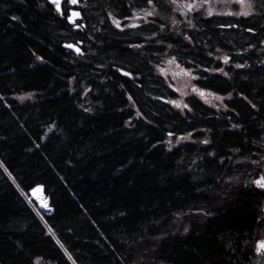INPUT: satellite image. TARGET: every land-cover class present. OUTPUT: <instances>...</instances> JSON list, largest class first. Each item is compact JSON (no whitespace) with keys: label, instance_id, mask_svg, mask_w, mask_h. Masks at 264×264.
<instances>
[{"label":"trees","instance_id":"16d2710c","mask_svg":"<svg viewBox=\"0 0 264 264\" xmlns=\"http://www.w3.org/2000/svg\"><path fill=\"white\" fill-rule=\"evenodd\" d=\"M249 1L247 17L133 27L147 0H0V264H264V0ZM38 186L49 213L25 199Z\"/></svg>","mask_w":264,"mask_h":264},{"label":"rangeland","instance_id":"374dc122","mask_svg":"<svg viewBox=\"0 0 264 264\" xmlns=\"http://www.w3.org/2000/svg\"><path fill=\"white\" fill-rule=\"evenodd\" d=\"M165 0L164 4L160 2L161 5H164L166 11L160 10V6L157 5H149L150 10L143 11L142 13H138L133 16L129 20V26L138 27L140 25L139 21L150 22L151 19H160L165 21L173 26L181 25L184 20H187V16H189L192 12H199L202 13L203 16H233V17H247L250 16L253 12L252 4L249 0ZM56 6V5H54ZM191 6V7H189ZM162 7V6H161ZM150 13V14H149ZM166 79L169 82L173 83L174 88L176 89L177 93L183 98L185 96L192 95L195 93L194 86H193V77L188 71H184L178 68L172 61H168L167 69L164 72ZM89 93V88L84 89V94ZM181 98V100H182ZM207 103L211 105H220L222 99L205 95L204 99ZM181 103L176 104L175 106ZM189 141L188 137L184 139L177 140L176 143H184ZM240 175L232 176L227 179L228 184H236L240 181ZM264 179L259 177L257 180ZM254 181V185L257 184ZM33 200L37 206L40 208L39 203H44V201L39 202L37 199L33 198L30 194L29 202ZM49 201H48V208L42 213H49ZM181 219L178 218L175 220L176 227L173 229V232L181 231L185 232L187 230V226L181 227L180 226ZM170 233L167 232L166 235ZM261 245V242H258ZM257 243V248H258ZM259 245V247H260ZM264 251V248H261ZM36 264H51L45 261H38Z\"/></svg>","mask_w":264,"mask_h":264},{"label":"water","instance_id":"95a60500","mask_svg":"<svg viewBox=\"0 0 264 264\" xmlns=\"http://www.w3.org/2000/svg\"><path fill=\"white\" fill-rule=\"evenodd\" d=\"M61 1H63V0H60V2H61ZM48 2L51 3L52 5H56L55 3L52 2V0H48ZM73 12H77V13H79V15L73 17V16H72V13H73ZM79 20H81V13H80L79 11H77V10H70L69 13H68V17H67V23H68L70 26H74V25H75V22H76V21H79ZM69 45H71L72 47H68ZM63 47H64L66 50L72 52V53L75 54V55H78V54H80V52H81L79 45H75V44H72V43H70V44H64ZM77 49H79V51H77ZM124 75H125V74H124ZM126 76H128V75H126ZM26 201L29 202V199H28V200L26 199ZM40 211H41V210H40Z\"/></svg>","mask_w":264,"mask_h":264},{"label":"snow or ice","instance_id":"6c2138e0","mask_svg":"<svg viewBox=\"0 0 264 264\" xmlns=\"http://www.w3.org/2000/svg\"><path fill=\"white\" fill-rule=\"evenodd\" d=\"M52 2L57 5V10L60 11V7H59L60 0H52ZM68 2L71 4H77L78 0H68ZM147 2L149 5H151L153 0H147ZM189 7H191V6H189ZM78 15H79V13H77V12L72 13L73 17L78 16ZM117 26H119V24H117ZM68 47H72V46L69 45ZM77 51H79V49H77ZM225 62H227V58L225 59ZM125 74L127 75V73H125ZM201 95H203V93H201ZM177 107H179V105H177ZM185 107H187V105H185ZM255 183L258 184L261 188H264V179L257 180V181H255ZM260 248H264V243H261ZM257 250L259 251L260 249H257Z\"/></svg>","mask_w":264,"mask_h":264},{"label":"bare ground","instance_id":"6f19581e","mask_svg":"<svg viewBox=\"0 0 264 264\" xmlns=\"http://www.w3.org/2000/svg\"><path fill=\"white\" fill-rule=\"evenodd\" d=\"M30 194L32 195L33 198L37 199L39 202L44 201V203H39L40 210L44 212L48 208V199L44 196L43 194V188L41 186L36 187L33 189ZM27 199V198H25ZM28 200V199H27ZM30 203V202H28Z\"/></svg>","mask_w":264,"mask_h":264},{"label":"built area","instance_id":"2783aa9c","mask_svg":"<svg viewBox=\"0 0 264 264\" xmlns=\"http://www.w3.org/2000/svg\"><path fill=\"white\" fill-rule=\"evenodd\" d=\"M261 180V179H260ZM256 188L260 189V190H264V188H261L258 184L256 186ZM260 243H258V248L257 249H260L259 251H262V249L259 247ZM258 251V252H259Z\"/></svg>","mask_w":264,"mask_h":264},{"label":"flooded vegetation","instance_id":"af4514ba","mask_svg":"<svg viewBox=\"0 0 264 264\" xmlns=\"http://www.w3.org/2000/svg\"><path fill=\"white\" fill-rule=\"evenodd\" d=\"M80 25H82V24L78 23V21H77V22H75V25L73 27L77 29V28H79Z\"/></svg>","mask_w":264,"mask_h":264}]
</instances>
